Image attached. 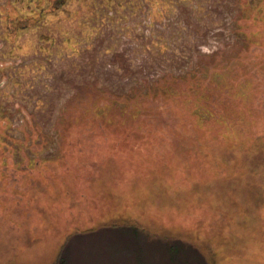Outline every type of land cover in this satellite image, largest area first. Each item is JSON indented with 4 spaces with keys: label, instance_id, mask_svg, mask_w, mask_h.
<instances>
[{
    "label": "rangeland",
    "instance_id": "1",
    "mask_svg": "<svg viewBox=\"0 0 264 264\" xmlns=\"http://www.w3.org/2000/svg\"><path fill=\"white\" fill-rule=\"evenodd\" d=\"M54 1L0 0V264H264V185L237 173L264 142V11L250 13L255 0H67L16 31L14 19ZM240 4L262 43L226 49ZM189 67L249 88L213 93L212 118L226 122L201 128L163 98L138 118L96 115L138 78ZM230 125L248 140L226 144Z\"/></svg>",
    "mask_w": 264,
    "mask_h": 264
},
{
    "label": "trees",
    "instance_id": "2",
    "mask_svg": "<svg viewBox=\"0 0 264 264\" xmlns=\"http://www.w3.org/2000/svg\"><path fill=\"white\" fill-rule=\"evenodd\" d=\"M264 1V0H263ZM262 0H255L254 4L250 10V13L252 12H258L262 13L264 11V2ZM67 0H56L54 1L53 4L51 5V8H42L41 6H37L39 10V14L37 16H33L31 18H19V19H14L12 22L15 26L16 31H27L33 27H35L38 22L42 21L47 15L54 14L58 11H60L66 4ZM263 2V6L258 7V5ZM248 5L240 4L238 10L232 9V15L231 22H230V30L232 31V34L234 37H231L226 43L224 42V45L226 49H233L234 46L238 47V50H245L249 48L251 45H258L262 43V35L257 34L253 30H247V28H251V26L255 25V22H251L248 24V20L251 18V15H249V8L245 9ZM237 7V5H236ZM246 10V11H243ZM247 22V23H246ZM236 35H235V34ZM46 39V38H45ZM226 40V39H225ZM233 46V47H232ZM230 47V48H228ZM189 67V72L187 74H162L161 76L150 80L149 78L143 77L141 79L138 78L137 81H135L134 86L129 87V90L126 91L121 95V99L117 100L118 98L116 96L110 97V98H105V103L103 105L95 104V112L97 116H102V113L104 111L106 112H111L112 109L118 108L121 111L126 112L127 108L130 109V115L133 116L134 118H138L139 115L136 114L138 112L139 114L142 113V111H145L148 109L150 106H146L147 103L149 102L150 105H152L153 101L159 98H163L164 101L169 102V104H174L176 105L175 107L178 109H184L187 110L188 112H191L192 116L195 118L194 119V125H197L201 128L209 127V123L211 120L216 121L217 123L220 122H226V120L222 119L220 120L219 118H212L214 117V113L211 112L212 109L215 107H218V103L216 100H218V96L213 102L212 96L213 93H215L216 89H222L225 91L234 92L235 98L237 99L238 97H241V94H247V91L249 88L247 86H242L240 88V84L236 86V88H232L231 83H229V79L232 76L233 78H236L233 73L230 75L229 70L224 71L219 70L216 72H212L210 70L205 69L203 73L200 74V69L196 68H191ZM208 83V88L205 87V83ZM211 83L213 86L216 88H210ZM230 89V90H229ZM232 89V91H231ZM200 90H202L201 95H199ZM133 92V95L131 96L130 92ZM213 91V92H212ZM131 92V93H132ZM241 92V94H239ZM227 93V92H225ZM114 98V99H112ZM110 99V103H109ZM120 100H123L122 102H118ZM201 101L204 103L201 105ZM171 102V103H170ZM181 102L183 104H180L181 107L177 106L179 105L178 103ZM114 103V104H113ZM151 108V107H150ZM128 113V112H127ZM208 114L213 115V116H208ZM211 118V119H210ZM221 124V123H220ZM224 124V123H223ZM225 125H228L227 123ZM212 131L215 133L219 132L220 128H216V126L212 125L210 127ZM228 130H231L227 133L225 139L226 144H240L244 143L248 140V137H243V135L238 133L235 129L236 132H234L231 128V125L228 126L225 130L227 132ZM228 135H230L228 137ZM244 141H242L243 139ZM251 143V142H249ZM248 150H251L249 154L251 156L246 155V160L243 162L244 169L241 171H237V173L242 176V174L248 175L255 173V175L252 176V178L248 177V183L250 184L252 181L254 183L259 182L260 186L264 185V142L262 140L256 141V145L253 147H247ZM230 154V153H229ZM232 154H230L231 156ZM226 157L227 161H230L232 157ZM256 173L258 175H256ZM235 175V173H234ZM239 178V176H233V180L231 183L235 182L236 179ZM254 186V184H253ZM254 188H256L254 186ZM259 193V192H258ZM259 198H262L261 194H258ZM260 205H263V203L259 204H254V207H258ZM245 217V216H244ZM248 220L251 219L250 216L246 217ZM253 218V217H252ZM257 228H253V233L257 234ZM250 232V230L248 231ZM252 234V232H250ZM245 234V238L247 236H253L254 234ZM252 244V240L249 242ZM214 252V251H213ZM214 254L216 255L217 252Z\"/></svg>",
    "mask_w": 264,
    "mask_h": 264
}]
</instances>
